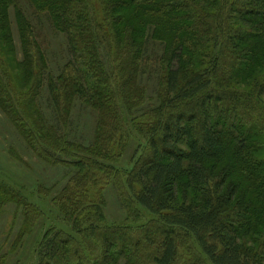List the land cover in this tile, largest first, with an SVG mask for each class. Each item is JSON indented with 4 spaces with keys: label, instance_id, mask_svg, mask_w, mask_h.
I'll use <instances>...</instances> for the list:
<instances>
[{
    "label": "trees",
    "instance_id": "trees-1",
    "mask_svg": "<svg viewBox=\"0 0 264 264\" xmlns=\"http://www.w3.org/2000/svg\"><path fill=\"white\" fill-rule=\"evenodd\" d=\"M96 1L103 7L100 17L93 11V0L90 4L88 0H28L35 13L47 15L54 30L65 36L71 58L46 85L55 125L45 126L42 137L39 133V140H45L42 150L46 152L48 145L55 148L52 138L58 140V128L69 121L73 101L85 98L96 103L95 107L102 106L99 141L90 150L111 154L115 137L109 135L110 128L120 126L122 118L115 100L122 95L113 94L110 78L116 81V72H129L123 98L130 105L135 76L147 59V39L159 40L164 44L158 64L166 67L162 94L166 101L161 99V107L150 112L154 115L147 122L152 123L148 126L151 157L127 175L128 189L135 202L166 227L190 235L211 264H263L264 227L257 231L252 218L264 216V171L251 154L247 125L255 124L254 132L264 140L260 116L264 112L257 100V95H264V85L256 81L248 92L233 87L250 79L252 67L264 66V0L245 4L235 0L227 12L223 10L240 23H250L253 30L236 28L226 38L225 54L207 62V69L192 73L185 68L202 65L200 58L209 52L210 39L215 41L216 32L223 31L217 19L220 7L231 0ZM11 8L18 49L12 37ZM0 49L13 66L19 88H29L22 94L23 106L32 104L45 82L44 56L15 0H0ZM114 50L121 66L115 73L110 68L113 75H109L100 59L103 53L111 63ZM209 73L217 80L215 90L210 89ZM255 80L256 76L253 83ZM15 109L18 113L13 112L10 120L21 130V121L27 126L29 117L20 105ZM23 134L29 141L28 131ZM47 234L41 244L40 264H76L75 254L60 242L58 234ZM253 236L258 240L249 239ZM243 239L251 240L255 248L242 243ZM106 246L113 251L111 244ZM157 246L155 264H174L175 235L163 234ZM119 251L118 257L110 252L108 264H118L119 258L126 264H144L137 262L140 245L120 247Z\"/></svg>",
    "mask_w": 264,
    "mask_h": 264
},
{
    "label": "rangeland",
    "instance_id": "rangeland-1",
    "mask_svg": "<svg viewBox=\"0 0 264 264\" xmlns=\"http://www.w3.org/2000/svg\"><path fill=\"white\" fill-rule=\"evenodd\" d=\"M88 1L90 4L91 0ZM239 1L245 4L250 0ZM15 2L28 19L36 47L44 56L46 78L39 98L23 106L21 97L29 88H19V83L15 82L13 66L0 49V65L3 64V71L0 68V264H40L41 244L49 231L58 234L60 242L69 246L75 254L76 264H108L111 253L118 257L120 247L129 248L132 245H140L141 253L137 262L142 260L144 264H155L159 254L157 243L165 233L175 235L174 264H211L190 235L177 228L166 227L160 218L140 207L126 182L127 175L151 157L152 136L148 126L152 123L149 125L147 122L154 119L150 112L161 107V99L166 101L162 96L166 67L162 63L161 67L158 64V59L163 56L164 44L159 40L147 39L144 50L147 59L139 68V75L135 76V90L134 94H130V105L123 98L129 72H116V81L110 78L113 94L122 95V98L115 100L122 111V118L120 126L116 125L113 130L110 128L109 135L113 133L111 137H115L111 154H93L94 150H90L99 141L102 106L95 107L96 103L92 104L85 98L73 101L69 121L58 128V140L52 138L55 148L48 145L44 152L45 140H39V133L42 137V133H45L43 130L47 129L45 126L55 125L52 122L46 85L50 77L56 79L60 75L64 64L71 58L65 36L54 30L48 16L35 13L28 0ZM230 2L221 5L217 14L223 31L216 32L215 41L210 39L209 52H205V58H200L201 66L194 64L188 69L184 67L188 73L194 69L203 71L208 68L207 62L216 59L218 55L223 56L226 38L236 28L253 30L250 23H240L231 14L224 15L223 10L227 12L235 0ZM92 8L100 17L103 10L101 1L97 3L93 0ZM10 19L12 37L18 49L12 8ZM115 53L116 50L112 52L111 63L102 53L103 59L100 61L108 74L112 70L115 73V68L119 71L121 66ZM251 69L253 74L251 72L250 79L235 84L233 89L248 92L256 81L264 85V66ZM212 74L209 73L210 89L215 90L214 83L217 80L211 77ZM255 76L257 80L253 83ZM257 100L264 106L263 94L260 98L257 95ZM16 105H20L29 117L26 118L27 126L23 118L19 117L23 120L21 130L10 120L11 114L17 112ZM262 106L259 108L264 112ZM255 111L259 116L258 110ZM260 116L264 129V115ZM247 126L250 129L247 134L250 137L249 143L253 144L251 154L260 171H264V140L261 134L254 132L255 124ZM24 131H28L29 141ZM134 190L138 191L136 185ZM252 219L255 229L262 231L263 214H260L258 220ZM262 235L264 243V233ZM249 239L258 240L255 236ZM250 241L243 239L242 243L255 248ZM105 243L111 244L114 252L109 251ZM151 243L156 244L152 246ZM117 262L126 264L122 258Z\"/></svg>",
    "mask_w": 264,
    "mask_h": 264
}]
</instances>
